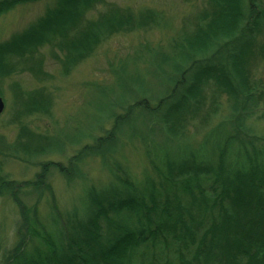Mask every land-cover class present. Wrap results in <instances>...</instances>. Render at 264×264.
Instances as JSON below:
<instances>
[{
    "label": "trees",
    "instance_id": "trees-1",
    "mask_svg": "<svg viewBox=\"0 0 264 264\" xmlns=\"http://www.w3.org/2000/svg\"><path fill=\"white\" fill-rule=\"evenodd\" d=\"M36 1L0 0V17ZM104 3L57 0L43 19L0 44V79L46 46L63 54L59 60L66 71L111 35L161 21L155 11L134 13L115 6L89 18ZM208 4L210 10L198 16L193 30L173 39L168 51L146 57L151 77L165 75L160 85L170 88L169 93L154 105L146 98L130 106L94 151L103 150L106 163L113 152L104 142L114 147L132 110L157 116L165 127V152L155 167L156 178L147 177L138 187L126 171L111 167V185L84 187L81 207L70 212L52 204L46 223L38 214L28 216V203L15 195L21 235L2 264H264V133L258 135L250 123L264 116L262 81L254 77L253 68L257 54L264 60V45H257L264 35V0ZM141 58L137 53L131 60ZM122 71L123 77H117L145 87L146 96V78L136 77L137 71L128 76L127 67ZM211 87L213 100L207 106L211 96L205 90ZM222 95L228 98L229 115L193 149L187 143L189 124L209 121ZM55 169L67 179L80 171L73 166L67 171L60 164ZM47 170L43 166L33 189L46 187ZM28 187L0 178V196ZM26 239H31L29 244Z\"/></svg>",
    "mask_w": 264,
    "mask_h": 264
},
{
    "label": "rangeland",
    "instance_id": "rangeland-1",
    "mask_svg": "<svg viewBox=\"0 0 264 264\" xmlns=\"http://www.w3.org/2000/svg\"><path fill=\"white\" fill-rule=\"evenodd\" d=\"M56 5L57 0H39L17 6L0 17V44L22 34ZM113 6L134 13L155 11L161 21L111 35L89 57L66 71L59 60L63 54L46 46L32 60L23 61L18 71L0 79V99L5 103L0 115V178L30 185L20 192L12 190L0 196V264L20 240L22 218L13 200L15 195L28 203L32 210L28 216L38 214L45 222L52 204L64 213L70 212L81 207L84 187L102 189L111 185V167L126 171L138 187H143L147 177L156 178L155 167H159L165 152V127L156 121L157 116L132 110L128 124L116 135L114 147L112 142H104V147L113 152L106 163L103 150L99 154L94 151L98 140L109 135L116 119L130 106L146 98L154 105L169 93L170 88L161 86L165 75L158 80L151 77L146 57L152 51H168L173 39L193 30L198 16L210 7L208 0H105L90 12L89 18H97ZM261 44L264 45V35L257 42L258 46ZM137 53L142 58L136 63L131 59ZM122 67H127L128 76L137 71L136 77L146 78L149 94L143 93L145 87L123 83L117 77H123ZM253 68L254 77L262 81L264 94V60L259 54L253 57ZM212 89L205 90V95L211 96L207 106L213 100ZM217 101L218 111L215 110L209 121L198 119L189 124L187 143L193 149L229 115L228 98L222 95ZM260 105L264 110V101ZM256 118L250 123L262 135L264 116ZM87 147L89 150L84 152ZM88 151L93 152L88 154ZM57 164L65 170L73 166L80 171L76 170L74 177L67 179L65 173L55 169ZM43 166L48 169L43 177L46 187L33 189L32 184L36 183ZM28 231L26 227L24 232ZM28 241L31 239H26V244Z\"/></svg>",
    "mask_w": 264,
    "mask_h": 264
},
{
    "label": "water",
    "instance_id": "water-1",
    "mask_svg": "<svg viewBox=\"0 0 264 264\" xmlns=\"http://www.w3.org/2000/svg\"><path fill=\"white\" fill-rule=\"evenodd\" d=\"M4 109H5V103L3 99H0V115L3 113Z\"/></svg>",
    "mask_w": 264,
    "mask_h": 264
}]
</instances>
